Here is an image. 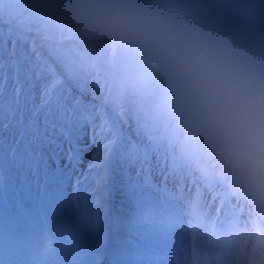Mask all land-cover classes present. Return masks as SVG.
<instances>
[{"label":"clouds","instance_id":"1","mask_svg":"<svg viewBox=\"0 0 264 264\" xmlns=\"http://www.w3.org/2000/svg\"><path fill=\"white\" fill-rule=\"evenodd\" d=\"M68 26L131 54L174 125L264 203V41L175 0H51Z\"/></svg>","mask_w":264,"mask_h":264},{"label":"snow or ice","instance_id":"2","mask_svg":"<svg viewBox=\"0 0 264 264\" xmlns=\"http://www.w3.org/2000/svg\"><path fill=\"white\" fill-rule=\"evenodd\" d=\"M69 84L79 95L73 94ZM38 88L41 103L30 108L32 94ZM96 99L84 84L54 72L53 64L27 36L0 33V141L12 146L13 163L19 165L20 172L39 174L47 168L53 178L70 173L71 179L83 164L88 147L96 145L99 128L108 140L101 186L119 167L125 197L136 206L158 200L161 192L169 191L170 182L180 185L152 144L139 132L126 135L125 121L110 112L107 105L97 108ZM94 156H89L90 163H94ZM101 209L98 202L99 230L103 228ZM138 235L130 231L123 241L125 258L139 249Z\"/></svg>","mask_w":264,"mask_h":264},{"label":"rangeland","instance_id":"3","mask_svg":"<svg viewBox=\"0 0 264 264\" xmlns=\"http://www.w3.org/2000/svg\"><path fill=\"white\" fill-rule=\"evenodd\" d=\"M90 44H92V42H90ZM97 44H95V46H96Z\"/></svg>","mask_w":264,"mask_h":264}]
</instances>
